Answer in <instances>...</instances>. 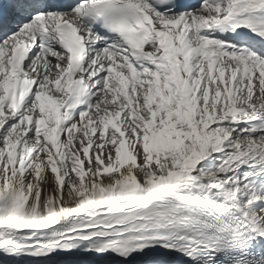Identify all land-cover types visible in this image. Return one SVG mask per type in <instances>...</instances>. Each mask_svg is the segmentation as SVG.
I'll use <instances>...</instances> for the list:
<instances>
[{
    "label": "snow or ice",
    "instance_id": "snow-or-ice-1",
    "mask_svg": "<svg viewBox=\"0 0 264 264\" xmlns=\"http://www.w3.org/2000/svg\"><path fill=\"white\" fill-rule=\"evenodd\" d=\"M0 264H264V0H0Z\"/></svg>",
    "mask_w": 264,
    "mask_h": 264
}]
</instances>
